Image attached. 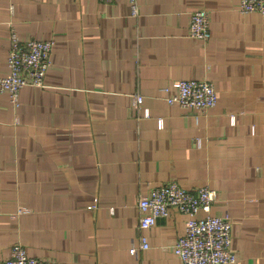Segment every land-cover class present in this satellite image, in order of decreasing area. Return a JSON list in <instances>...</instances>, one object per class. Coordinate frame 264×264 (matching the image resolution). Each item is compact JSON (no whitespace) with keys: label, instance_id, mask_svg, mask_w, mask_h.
Wrapping results in <instances>:
<instances>
[{"label":"crops","instance_id":"crops-1","mask_svg":"<svg viewBox=\"0 0 264 264\" xmlns=\"http://www.w3.org/2000/svg\"><path fill=\"white\" fill-rule=\"evenodd\" d=\"M239 4L138 0L134 17L128 0H0V75L12 30L53 41L43 87L18 106L0 93V264L17 241L54 264H180L188 215L138 225V199L171 180L215 189L235 264H264V17ZM198 7L205 43L188 35ZM177 79L211 81L216 104L167 103Z\"/></svg>","mask_w":264,"mask_h":264},{"label":"built area","instance_id":"built-area-1","mask_svg":"<svg viewBox=\"0 0 264 264\" xmlns=\"http://www.w3.org/2000/svg\"><path fill=\"white\" fill-rule=\"evenodd\" d=\"M128 3L131 15L137 16L138 0H128ZM239 9L245 13L257 11L264 17V0H240ZM209 27L208 9L198 7L190 12L188 35L191 38L205 43L210 37ZM52 47V40L21 39L15 30L11 31L7 52L9 71L6 75H0V93H7L14 106L19 105L21 88L44 86ZM161 90L162 98L167 103L196 111H205L217 102L213 83L207 79H177ZM136 99L141 104L142 97L137 96ZM144 115H148L147 110ZM217 198V191L208 186L188 188L176 180L154 186L147 195L138 199L139 228L151 227L157 218L166 217L171 209H175L188 215L183 233L173 244V252L180 264H235L237 258L231 249V223L228 219L210 213ZM200 210L206 215L197 216ZM140 242L139 247L130 249L132 254H136L138 248L148 247L145 235L140 236ZM1 264H54V260L28 255L25 246L17 241L11 247L10 256Z\"/></svg>","mask_w":264,"mask_h":264},{"label":"rangeland","instance_id":"rangeland-1","mask_svg":"<svg viewBox=\"0 0 264 264\" xmlns=\"http://www.w3.org/2000/svg\"><path fill=\"white\" fill-rule=\"evenodd\" d=\"M44 258V257H43Z\"/></svg>","mask_w":264,"mask_h":264}]
</instances>
